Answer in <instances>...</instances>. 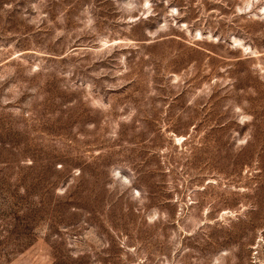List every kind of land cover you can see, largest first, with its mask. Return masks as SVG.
<instances>
[{
    "label": "rangeland",
    "instance_id": "obj_1",
    "mask_svg": "<svg viewBox=\"0 0 264 264\" xmlns=\"http://www.w3.org/2000/svg\"><path fill=\"white\" fill-rule=\"evenodd\" d=\"M0 264H264V0H0Z\"/></svg>",
    "mask_w": 264,
    "mask_h": 264
}]
</instances>
